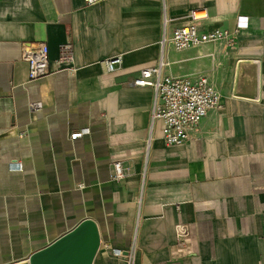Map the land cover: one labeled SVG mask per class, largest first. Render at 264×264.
Segmentation results:
<instances>
[{
  "label": "crops",
  "instance_id": "obj_1",
  "mask_svg": "<svg viewBox=\"0 0 264 264\" xmlns=\"http://www.w3.org/2000/svg\"><path fill=\"white\" fill-rule=\"evenodd\" d=\"M190 11L206 12L202 31L247 21L234 49L163 51V73L205 74L221 96L184 144L166 145L153 89L132 81L161 57L164 12L170 31ZM39 42L51 71L31 81L22 47ZM66 42L74 60L59 67ZM0 140V264L85 219L100 236L92 264H125L110 250L133 236L135 264H264V0H0Z\"/></svg>",
  "mask_w": 264,
  "mask_h": 264
},
{
  "label": "built area",
  "instance_id": "obj_2",
  "mask_svg": "<svg viewBox=\"0 0 264 264\" xmlns=\"http://www.w3.org/2000/svg\"><path fill=\"white\" fill-rule=\"evenodd\" d=\"M86 4H92L100 0H83ZM189 21L167 30L170 19L163 15V31L159 41L161 57L156 65L142 68L132 84L137 86H149L154 91V100L151 111V121L161 123V136L166 145H182L197 128L201 119L209 109L221 107V96L212 81L205 74L196 79L186 76H176L163 73V68L168 64L163 58V51L168 45L175 50L199 46L204 43H224L228 49H234L237 44L238 33L247 21L246 17L238 18V25L232 29L214 28L202 31L199 29L200 20L206 18L204 11H190ZM21 57L28 65V79L38 80L50 73L48 61V46L45 42H39L34 46H23ZM74 60L73 46L66 42L60 46L58 65H71ZM107 71H113L121 66V55H115L102 61ZM28 108L31 112L42 108L40 101H32ZM84 131L70 133V138L75 139L83 135ZM1 144V140H0ZM113 179L123 176L119 161L113 163ZM83 184H78L82 187ZM136 237L133 236L125 251L112 248L110 253L117 257H123L125 264H135Z\"/></svg>",
  "mask_w": 264,
  "mask_h": 264
},
{
  "label": "water",
  "instance_id": "obj_3",
  "mask_svg": "<svg viewBox=\"0 0 264 264\" xmlns=\"http://www.w3.org/2000/svg\"><path fill=\"white\" fill-rule=\"evenodd\" d=\"M99 244L96 223L85 219L28 259L13 264H92Z\"/></svg>",
  "mask_w": 264,
  "mask_h": 264
}]
</instances>
